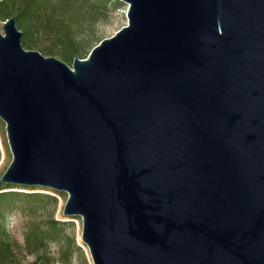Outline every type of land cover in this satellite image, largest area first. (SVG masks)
Instances as JSON below:
<instances>
[{
    "label": "water",
    "instance_id": "1",
    "mask_svg": "<svg viewBox=\"0 0 264 264\" xmlns=\"http://www.w3.org/2000/svg\"><path fill=\"white\" fill-rule=\"evenodd\" d=\"M84 59L0 24V183L66 194L91 264H264V0H118Z\"/></svg>",
    "mask_w": 264,
    "mask_h": 264
},
{
    "label": "rangeland",
    "instance_id": "2",
    "mask_svg": "<svg viewBox=\"0 0 264 264\" xmlns=\"http://www.w3.org/2000/svg\"><path fill=\"white\" fill-rule=\"evenodd\" d=\"M100 3L101 0H71V6L63 14L71 18L70 27L73 30V37L87 53L99 41L109 38L126 25L125 5L122 3L121 6L105 4L104 7H101ZM2 22L0 19V24ZM51 40L50 36L38 34L33 38L31 44L47 48L50 46ZM23 49L36 51L35 48ZM58 50L55 48L53 49L54 55L44 57L59 60L56 55ZM10 161L11 155L6 144L4 124L0 121V176ZM47 194L54 196L56 201L46 200L43 205L30 209L18 202L7 208L4 218V227L7 233L5 242L11 247L12 255L0 264H91L87 249L80 242V219L78 217L66 218L61 214L66 194L61 193L63 196ZM48 219L66 221L69 222V225L44 245L32 241L26 245L25 234L35 228L43 227V223Z\"/></svg>",
    "mask_w": 264,
    "mask_h": 264
},
{
    "label": "trees",
    "instance_id": "3",
    "mask_svg": "<svg viewBox=\"0 0 264 264\" xmlns=\"http://www.w3.org/2000/svg\"><path fill=\"white\" fill-rule=\"evenodd\" d=\"M100 4L101 7L105 4L121 6L118 0H101ZM69 6L71 0H0V19L4 21L11 16L14 17L16 28L22 33L23 48H35L42 56H52L55 54L53 49L58 48L56 55L59 60L69 66L74 57L81 59L88 54L73 37V30L70 27L71 18L63 15ZM38 34L52 38L49 47L40 48L31 44ZM47 193L63 196L48 189L0 183V263L12 255L11 247L5 242L7 233L4 218L7 208L18 202L29 209L43 205L46 200L55 202L56 198ZM68 223L48 219L43 223V227L35 228L25 234V244L29 245L32 241L44 245L49 239L63 232Z\"/></svg>",
    "mask_w": 264,
    "mask_h": 264
}]
</instances>
